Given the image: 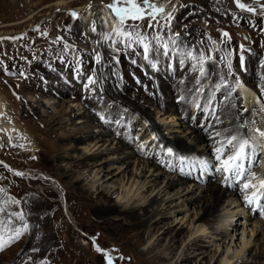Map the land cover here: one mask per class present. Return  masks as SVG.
<instances>
[{
    "label": "rangeland",
    "instance_id": "1",
    "mask_svg": "<svg viewBox=\"0 0 264 264\" xmlns=\"http://www.w3.org/2000/svg\"><path fill=\"white\" fill-rule=\"evenodd\" d=\"M112 2L0 0V100L7 108L6 120L22 134L0 132V189L4 190L0 236L5 242L0 264L14 263L19 257L28 263L32 249L26 237L45 245L31 264L43 258L50 264H146L141 253H146L152 237L146 235L141 241L130 222L117 216L109 220L96 210H104L105 200L123 210H138L154 197L155 209L167 208L163 219L167 225L160 227L183 228L175 259L163 264L180 262V254L201 225L208 238L202 241V251H196L201 254L197 264H221L224 257H231L226 247L233 238L230 254L238 251L244 229L251 244L231 264H264V196L256 198L258 182L244 189L253 176L243 181L230 177L219 170L216 159V149L232 136L238 137L234 145L247 139L244 167L250 169L254 156L251 164H258L255 171L264 180V137L256 131L264 130V0H240L255 11L241 9L237 0H179L172 18L157 17L159 23L151 21L153 27L148 17L128 20L123 28L133 32L132 40L117 34L119 21L106 7ZM105 10L115 27L102 17ZM137 33L141 42L135 39ZM165 83L169 88L162 99L136 92L146 87L154 92ZM244 85L255 95L248 105L240 90ZM106 90L120 93L126 102L117 103ZM127 101L144 103L165 138L152 132L146 118ZM228 107L232 122L224 121ZM239 117L243 123L238 127ZM92 119L103 124L89 123ZM88 131L106 135L102 141L77 143ZM203 134L205 142L198 143L197 135ZM177 137L196 146L199 153L170 148L168 141ZM121 141H128L129 148L120 150ZM30 147L36 151L28 153ZM93 155L100 157L93 160ZM148 161H155L156 167L149 168ZM156 176H161L157 184ZM174 180H179L175 188L166 189ZM212 185L221 188L225 197L215 218L199 223L203 202L212 203L208 192ZM79 187L84 192L79 193ZM24 190L38 194L40 208L28 215L32 224L24 235L9 243L8 237L24 223L18 218L25 206ZM190 198L200 201L190 204ZM161 217L158 211L153 222ZM228 221L238 224L237 231L224 240L215 239L212 232ZM168 241L169 237L157 252Z\"/></svg>",
    "mask_w": 264,
    "mask_h": 264
},
{
    "label": "bare ground",
    "instance_id": "2",
    "mask_svg": "<svg viewBox=\"0 0 264 264\" xmlns=\"http://www.w3.org/2000/svg\"><path fill=\"white\" fill-rule=\"evenodd\" d=\"M155 2L159 5H163L166 9V12H170L172 13L175 9H176V6L177 4L179 3V0H155ZM58 5H61V3H57ZM102 13V12H101ZM104 14H102V17L104 16H107L106 18L109 19L111 21V26L115 27L116 26V23L115 21L113 20L112 16L110 15V12L109 11H106L103 12ZM101 21V20H100ZM101 24H102V21H101ZM106 62V65H107V61ZM144 71V70H143ZM146 72V71H145ZM145 74V73H144ZM149 74V73H147ZM139 75V74H137ZM146 75V74H145ZM140 76V75H139ZM107 79V78H106ZM109 79V78H108ZM142 80L145 81L144 79V76L143 78H141V83H144ZM148 80V79H146ZM136 82V81H135ZM140 82V81H139ZM146 83L148 81H145ZM109 83V82H108ZM145 85V83H144ZM143 85V86H144ZM107 86V84H106ZM115 86V85H114ZM148 86V85H147ZM131 87V86H129ZM145 87V86H144ZM113 88V87H112ZM139 88V87H138ZM165 88L168 89L169 88V85L165 83V86H162V87H159L158 90H155L154 92L151 91L149 88L142 91L140 90V88L138 90H136V92L138 91L139 95L141 94H145L146 96H149L151 95L153 98L155 99H160L161 97H163V95H165ZM164 89V90H163ZM118 90V89H117ZM240 90L242 92V97L244 99V102L246 105H248V102H250L251 98L253 97V92L247 87V86H241L240 87ZM107 91V90H106ZM114 91V90H113ZM113 91H107L108 94L112 97V99H117L116 102L117 103H125L126 102V98L123 97V95H121L120 93L117 94L116 93H112ZM168 91V90H167ZM115 92V91H114ZM119 92V90H118ZM143 92V93H142ZM112 93V94H110ZM239 93V92H238ZM143 94V95H144ZM240 94V93H239ZM103 95V94H102ZM144 95V96H145ZM100 96V94H99ZM143 97V96H141ZM255 97V95H254ZM100 98V97H99ZM139 99V98H138ZM162 99V98H161ZM129 105H133L136 109H138L137 112L141 113V115H143V117L146 118V120L150 123V129L152 130V132L158 134L162 139L165 138V134H164V131L161 127H159L153 120V118H151V114L148 113V111L146 110V105L144 103H134V102H129ZM160 103V102H159ZM229 106V105H228ZM224 107V106H223ZM224 109V108H223ZM228 110V111H227ZM226 110V112L224 113V117H225V120L224 121H230L232 122L233 121V114H231V109L228 107ZM138 113V114H139ZM238 114V113H237ZM8 113H7V108L4 104V102L2 100H0V132H7L9 133V135H15V137H20L22 134H21V129L18 130L15 129V125H11L10 123H8ZM218 116V115H217ZM252 116H250L249 120H253L251 118ZM7 119V120H6ZM237 120V118H235ZM218 123H221L223 122L222 121V115H219L218 117ZM100 121L98 120H89V123H99ZM8 123V124H7ZM102 123V122H100ZM215 123V122H214ZM234 123V122H233ZM232 123V124H233ZM243 123V119L242 118H238V124L236 126H238L239 124ZM13 124V123H12ZM103 124V123H102ZM217 124V123H216ZM230 124V123H229ZM104 126V125H103ZM235 127V126H234ZM233 127V128H234ZM239 127V126H238ZM112 131V130H111ZM193 132H196V131H193ZM16 133V134H14ZM19 134V135H17ZM24 134V133H23ZM113 134V133H112ZM106 134L100 132L98 134H94V133H89L86 132L85 135H81L77 140V143L78 142H84V141H88V140H93V139H103V137L105 136ZM111 136V135H110ZM25 138V137H24ZM238 138V137H237ZM196 140L198 141V143H202V142H205L206 140V137L205 135H197L196 137ZM223 141V140H222ZM221 141V142H222ZM17 143V142H16ZM214 143V142H213ZM120 150H126L129 148V145L130 143L128 141H121L120 143ZM168 146L170 148H173V149H176L177 151L179 152H183V153H195V152H198V150L196 149L197 147L196 146H192V145H187L185 140L184 139H181L179 137L175 138L173 141H168ZM209 145H211V142L209 143ZM264 147V145H262ZM30 149L32 150L31 152H28V153H33L35 152L36 150L32 147H30ZM29 149V150H30ZM212 150V149H211ZM26 152V151H25ZM199 153V152H198ZM134 155V152L133 153H130L128 154L127 156V159L131 158L132 156ZM182 155V154H181ZM185 155V154H184ZM189 155V154H188ZM35 156V155H34ZM100 157V155H93L91 156V158L93 160H96ZM86 161V159H85ZM84 162V160H83ZM77 163V162H76ZM84 163H79V165H83ZM156 164L155 161L153 162H149L148 161V167L150 168L152 165L153 167H156ZM162 175V174H161ZM153 176V175H152ZM145 178V175L143 176ZM180 178V176H179ZM184 178V177H183ZM161 179V176H156L155 179L153 180V182L155 184H157ZM182 179V177L180 178ZM186 180V179H185ZM179 181V180H178ZM177 180L175 181H169L167 186H166V189H172L178 182ZM258 183L256 186H258V190L260 189V191L258 192V194L256 195V198L259 197V193H261L262 191H264V189H262L260 187V182H262V178H261V175L260 177L258 178V180H256ZM264 181V180H263ZM183 182V181H182ZM186 182V181H185ZM78 184V183H76ZM182 184V183H180ZM208 187V186H207ZM74 190L75 187L73 186ZM175 188V187H174ZM207 189V188H206ZM79 193H82L84 192L82 189H80L79 187ZM209 193L212 194L211 196H213V200H212V203L211 204H205L203 202L202 204V214L198 217V220L197 222L199 223H209L210 221H212L214 218H215V213L218 211V208L220 207L219 205H221V203L223 202V198L225 197V195L222 193L221 191V188H218V186L216 185H212L209 189H208ZM223 190V189H222ZM224 191V190H223ZM165 192V191H164ZM36 192L32 191V190H24V210L22 209L23 211V214H20V216L23 217V219L21 220H24V223H23V226L20 227V224H19V227L17 228L21 234L25 233V230L26 228H30L31 226V217H29L28 215L30 214V212L32 213H35L36 211H39V208H40V199L38 198V194L36 193V195H34ZM86 193V192H85ZM167 194H170L167 192ZM99 195H103V191L100 192ZM233 195V194H232ZM256 198L254 200H256ZM259 199V198H258ZM188 201L190 202V204H196L197 202L200 201V199L198 198H190L188 199ZM204 201V200H203ZM258 201V200H257ZM157 197H154L152 198L145 206H142L140 209L138 210H135V209H130V210H123L121 209V207H119L118 205H111V201H106L103 203L105 206L104 210L101 211V210H96L97 213H100L102 216H105V217H109V220H110V217L111 216H117V217H120L121 220H124V221H128L130 222V225L133 227L132 229H135L136 230V234L138 235V237L141 238V241H144L143 239L145 238L146 235L150 236V238L152 237V239L150 240L149 242V246L147 248V251L146 253H141V255L143 257H145V262L146 264H163L164 262H167V261H170L172 259H175V252H176V249L178 248L179 246V242H181L180 240V237H181V234H182V229L183 228H180V231L179 230H175L174 228L175 227H160L161 224H163L164 226H166L167 224H165L163 221V219L167 218L166 216V211H167V208H163L162 210H159L158 208L155 209L153 206L157 203ZM201 203V202H200ZM232 203V202H231ZM30 206V210H33V211H30L26 208V206ZM165 206V205H164ZM103 207V206H102ZM181 207V206H180ZM23 208V207H22ZM170 208V207H169ZM20 210V209H19ZM18 210V211H19ZM158 211H159V214L162 216L161 219L159 220H156L153 222V219H154V215L158 214ZM39 213V212H38ZM234 214V213H232ZM18 215V214H17ZM39 215V214H38ZM243 215H246L243 213ZM19 216V215H18ZM20 216L18 218H20ZM250 217V216H249ZM248 217V218H249ZM17 218V217H16ZM227 218H231L233 219L234 216L232 215H229ZM17 220V219H16ZM225 220V219H224ZM228 220V219H227ZM219 222V221H218ZM225 222V221H224ZM218 224V223H217ZM219 224H223L222 222L219 223ZM257 225H258V222H255L254 223V228L255 229H252L250 232L252 234H250V236L252 237L255 233V230L257 229ZM223 228L221 229H217L216 231L212 232L214 233V236H215V239L219 238V237H223V240L225 239V237H227L228 235H232V232L234 231H237L235 227L238 226V224H231L230 221H228L226 224H223L222 225ZM225 226V227H224ZM161 229H164V231L156 236L155 232H158L159 230ZM213 229V228H212ZM247 230V229H246ZM246 230L244 229L243 233H242V237H241V241H239V246H236L238 247V251L236 250H233L232 254H230V251H231V247H229V243L233 241V238L230 240V242L228 243V247H226V254H229L231 257H224L223 260H221V264L223 262V264H231L232 263V260H234V258H239L241 253L243 252V249L246 248L247 246H249L251 244V239H248L246 238ZM27 231V230H26ZM205 232L207 234V230L205 229L204 225H201L199 227L198 230H196V232L194 233V236L193 238L190 239V241L188 242V244L185 246L184 250L182 251V253L180 254L179 258H180V262L176 263V264H197L196 260H197V257L199 255H196L198 253H196V251H202V248H204L205 246H203V242H205V237L208 238L207 236H205ZM231 232V233H230ZM198 233H200L199 235H197ZM204 233V234H203ZM154 234V235H153ZM13 235V234H12ZM23 235H20V236H23ZM27 235V234H26ZM208 235V234H207ZM261 235V233L258 234V236ZM20 236L18 238H20ZM154 236V238H153ZM257 236V235H256ZM169 237V241H168V244L165 246V244L163 245V248L162 250L158 251L157 252V249L158 248H161V245L163 244V241ZM232 237V236H231ZM16 238V239H18ZM28 237L25 238L26 240V244L28 245V247L30 249H32L29 253H32L30 259H28V263L25 261H23L20 257L14 261V263H10V264H31V262H35L37 259H36V256L37 254L42 251V247L45 248V245L44 244H39L37 240H31V237L30 239L27 240ZM211 238V237H210ZM213 238V237H212ZM183 242V241H182ZM215 242V241H213ZM36 245V246H35ZM237 245V244H236ZM183 246V245H182ZM11 247V246H10ZM27 247V248H28ZM47 247V246H46ZM36 248V249H35ZM241 248V249H240ZM26 251V249H25ZM190 251V253H189ZM204 252H202L203 254ZM205 254V253H204ZM24 256V255H23ZM263 258H264V254H262ZM38 257V256H37ZM142 257V258H143ZM215 257V256H213ZM2 258V257H1ZM178 258V260H179ZM206 257H204L205 259ZM202 259V260H204ZM40 262H38V264H50V262L48 263L45 258H43L42 260L40 259L39 260ZM199 264H203V263H199ZM216 264V263H214ZM242 264H253L252 262L251 263H248V261L246 263H242ZM254 264H257L256 262ZM261 264V263H259Z\"/></svg>",
    "mask_w": 264,
    "mask_h": 264
},
{
    "label": "snow or ice",
    "instance_id": "3",
    "mask_svg": "<svg viewBox=\"0 0 264 264\" xmlns=\"http://www.w3.org/2000/svg\"><path fill=\"white\" fill-rule=\"evenodd\" d=\"M237 4L241 9H246L248 11H255L253 8L247 7V5L240 3V0H237ZM114 16L118 19L120 28L116 29L117 34L127 37L129 40L133 39V32L128 31L123 28V26L126 24L128 20L132 21H139L143 20L146 17L150 18L149 27H153L154 25L151 23V21H156L157 17H160L164 20H170L171 13L166 12V9L163 5H159L155 2V0H113L112 3L106 5ZM73 16L77 15L76 13H72ZM138 28V25L136 26ZM224 36H228V33H223ZM106 39L108 37H105ZM135 39L137 42H141V39L139 37V34L137 33ZM144 51L147 53L149 51L148 45L144 44ZM167 54V53H165ZM259 133L260 137H264V130L257 129L256 130ZM237 140L236 136H232L229 140H227L226 145H224L222 148L216 149V159L220 161V169L227 173L230 177L233 178H241L243 179L245 177V172L247 169L244 167V161L248 159V152L247 148L249 147V141L247 139L240 140L238 145H234L233 141ZM254 147V146H253ZM234 148L235 151L232 152L229 155H225L227 152L230 151V149ZM169 154H172L171 149L168 150ZM17 175H21V173H16ZM250 175H253V173H249ZM256 187L255 185H250L249 183H245L243 185L244 189H248L249 187ZM260 187L264 189V181L261 182ZM4 191L3 189H0V192ZM260 195H264V192H261ZM248 200V203H253V199H250L246 197ZM4 209L0 208V212H3ZM21 219H23L22 216H20ZM0 223H3L0 221ZM21 235V232L17 229L15 230L14 236L8 237V242L10 243L12 240L18 238ZM4 240L3 237L0 236V250H3L4 247ZM98 251H102L99 247H97ZM109 264H111V261H109Z\"/></svg>",
    "mask_w": 264,
    "mask_h": 264
}]
</instances>
